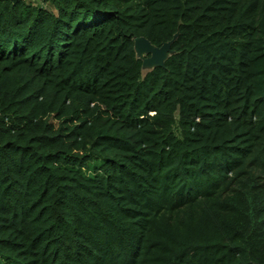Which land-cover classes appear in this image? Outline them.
Here are the masks:
<instances>
[{"label":"trees","instance_id":"16d2710c","mask_svg":"<svg viewBox=\"0 0 264 264\" xmlns=\"http://www.w3.org/2000/svg\"><path fill=\"white\" fill-rule=\"evenodd\" d=\"M35 1L0 0V264H264V0Z\"/></svg>","mask_w":264,"mask_h":264},{"label":"water","instance_id":"95a60500","mask_svg":"<svg viewBox=\"0 0 264 264\" xmlns=\"http://www.w3.org/2000/svg\"><path fill=\"white\" fill-rule=\"evenodd\" d=\"M177 36L178 34H175L171 41L163 43L161 47L154 46L145 37L134 38V51L137 57L142 60V70L150 71L157 67H163L165 60L173 53L170 47Z\"/></svg>","mask_w":264,"mask_h":264},{"label":"rangeland","instance_id":"374dc122","mask_svg":"<svg viewBox=\"0 0 264 264\" xmlns=\"http://www.w3.org/2000/svg\"><path fill=\"white\" fill-rule=\"evenodd\" d=\"M31 1H33L34 3H37L35 0H31ZM37 1H39L40 2V0H37ZM145 56V55H144ZM145 72V71H144Z\"/></svg>","mask_w":264,"mask_h":264},{"label":"clouds","instance_id":"9594fccd","mask_svg":"<svg viewBox=\"0 0 264 264\" xmlns=\"http://www.w3.org/2000/svg\"><path fill=\"white\" fill-rule=\"evenodd\" d=\"M170 56V55H169ZM141 60V59H140ZM142 61V60H141ZM143 71V70H142ZM151 71V70H150ZM144 72V71H143ZM145 72H148V71H145Z\"/></svg>","mask_w":264,"mask_h":264}]
</instances>
